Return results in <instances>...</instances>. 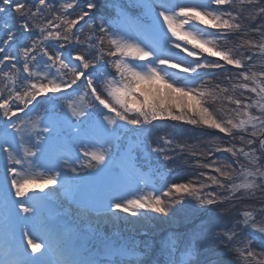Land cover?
Here are the masks:
<instances>
[{
	"label": "snow or ice",
	"instance_id": "obj_1",
	"mask_svg": "<svg viewBox=\"0 0 264 264\" xmlns=\"http://www.w3.org/2000/svg\"><path fill=\"white\" fill-rule=\"evenodd\" d=\"M0 264H264V0H0Z\"/></svg>",
	"mask_w": 264,
	"mask_h": 264
},
{
	"label": "rangeland",
	"instance_id": "obj_2",
	"mask_svg": "<svg viewBox=\"0 0 264 264\" xmlns=\"http://www.w3.org/2000/svg\"><path fill=\"white\" fill-rule=\"evenodd\" d=\"M177 227H179L178 224H170L164 220H150L143 223L120 225L117 229L113 230L110 228L108 231L116 243L127 242L130 245L135 243V245L139 246L145 232L155 236L157 241H159L162 236L169 234Z\"/></svg>",
	"mask_w": 264,
	"mask_h": 264
}]
</instances>
